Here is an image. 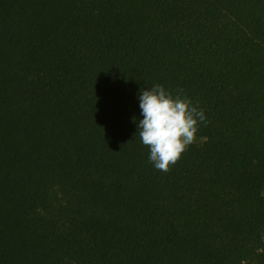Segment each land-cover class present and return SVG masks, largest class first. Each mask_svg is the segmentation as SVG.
Returning <instances> with one entry per match:
<instances>
[{
	"label": "trees",
	"instance_id": "obj_1",
	"mask_svg": "<svg viewBox=\"0 0 264 264\" xmlns=\"http://www.w3.org/2000/svg\"><path fill=\"white\" fill-rule=\"evenodd\" d=\"M203 110L167 173L133 118ZM264 0H0V264H264Z\"/></svg>",
	"mask_w": 264,
	"mask_h": 264
},
{
	"label": "clouds",
	"instance_id": "obj_2",
	"mask_svg": "<svg viewBox=\"0 0 264 264\" xmlns=\"http://www.w3.org/2000/svg\"><path fill=\"white\" fill-rule=\"evenodd\" d=\"M138 100L143 116L139 120L133 118L139 129L138 136L150 148V162L157 170L167 173L196 142L206 116L183 95L182 89L174 94L156 84L150 89H142Z\"/></svg>",
	"mask_w": 264,
	"mask_h": 264
},
{
	"label": "rangeland",
	"instance_id": "obj_3",
	"mask_svg": "<svg viewBox=\"0 0 264 264\" xmlns=\"http://www.w3.org/2000/svg\"><path fill=\"white\" fill-rule=\"evenodd\" d=\"M201 144L202 143V141H200L198 138H197V140H196V142H194L193 144Z\"/></svg>",
	"mask_w": 264,
	"mask_h": 264
}]
</instances>
